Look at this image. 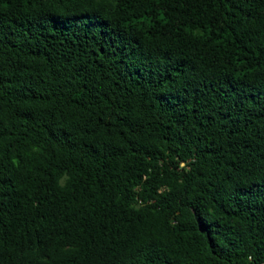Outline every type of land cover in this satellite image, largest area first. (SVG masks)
I'll list each match as a JSON object with an SVG mask.
<instances>
[{"label":"trees","instance_id":"obj_1","mask_svg":"<svg viewBox=\"0 0 264 264\" xmlns=\"http://www.w3.org/2000/svg\"><path fill=\"white\" fill-rule=\"evenodd\" d=\"M0 264H264V0H0Z\"/></svg>","mask_w":264,"mask_h":264}]
</instances>
